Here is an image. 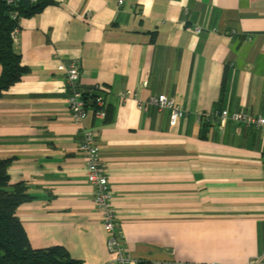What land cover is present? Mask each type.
<instances>
[{
  "label": "crops",
  "instance_id": "0c3cea01",
  "mask_svg": "<svg viewBox=\"0 0 264 264\" xmlns=\"http://www.w3.org/2000/svg\"><path fill=\"white\" fill-rule=\"evenodd\" d=\"M50 1L20 19L13 50L28 71L0 97V160L11 159L10 183L34 197L15 212L31 248L117 264L66 108L63 68L74 63L79 90L105 101L104 119L91 108L81 127L94 134L130 257L252 264L264 256V129L207 118L264 117V0ZM159 95L187 112L175 127L165 111L137 109Z\"/></svg>",
  "mask_w": 264,
  "mask_h": 264
},
{
  "label": "built area",
  "instance_id": "2783aa9c",
  "mask_svg": "<svg viewBox=\"0 0 264 264\" xmlns=\"http://www.w3.org/2000/svg\"><path fill=\"white\" fill-rule=\"evenodd\" d=\"M119 3V2H118ZM9 6L13 0H8ZM11 17L16 18V13ZM18 33V28H13L9 36L14 39ZM200 33L199 27L193 28V34ZM65 76V86L67 91L66 108L72 122L79 127L78 152L84 160L85 179L93 190L92 201L96 212L99 214L102 228L107 236L106 243L108 252L112 255L117 264H139L130 257L124 247L121 235L118 233V225L114 220L115 214L112 209L113 196L110 192L104 166L100 159V150L94 141V134L90 128L81 127L88 116L89 109L93 108L94 117L103 120L105 117V101L100 95L93 92L83 93L78 88V68L74 63H69L63 68ZM99 90L98 86H94ZM127 93H121L119 98L125 101ZM90 106V107H88ZM148 107H155L159 111L168 113V125L175 127L177 123L187 116V112L172 99L165 95L150 97L144 102L137 103V109L145 112ZM208 120L215 123L220 128H224L228 122L242 123L254 129H264V117L255 115L252 117L242 116L239 113H229L225 110H216L207 115ZM264 256L258 258L252 264H264Z\"/></svg>",
  "mask_w": 264,
  "mask_h": 264
},
{
  "label": "trees",
  "instance_id": "16d2710c",
  "mask_svg": "<svg viewBox=\"0 0 264 264\" xmlns=\"http://www.w3.org/2000/svg\"><path fill=\"white\" fill-rule=\"evenodd\" d=\"M51 4L50 0H13L9 6L8 0H0V97L28 71L13 50L10 31L18 28L22 17L34 15ZM12 13H16L15 19ZM10 162L11 159L0 160V264H82L61 247L31 248L15 212L34 197L23 183H10Z\"/></svg>",
  "mask_w": 264,
  "mask_h": 264
}]
</instances>
